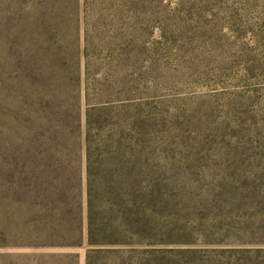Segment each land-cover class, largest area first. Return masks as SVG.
<instances>
[{"label": "rangeland", "instance_id": "obj_1", "mask_svg": "<svg viewBox=\"0 0 264 264\" xmlns=\"http://www.w3.org/2000/svg\"><path fill=\"white\" fill-rule=\"evenodd\" d=\"M124 3L0 0V125H26L20 81L38 57L88 45L90 78L109 76L129 110L106 128L130 125L126 148H95L93 174L127 185L137 209L145 200L159 235L171 222L153 264H264V0ZM85 125L83 105L82 136ZM81 164L86 185L84 151ZM16 253L28 251L0 250V264Z\"/></svg>", "mask_w": 264, "mask_h": 264}, {"label": "trees", "instance_id": "obj_2", "mask_svg": "<svg viewBox=\"0 0 264 264\" xmlns=\"http://www.w3.org/2000/svg\"><path fill=\"white\" fill-rule=\"evenodd\" d=\"M49 50L37 58L33 73L21 77L22 94L30 93L21 107L26 125L17 133L11 130L14 121L5 119L9 128L0 125V250L28 251L5 254L4 262L80 264L75 250L83 249L84 264H153L161 251L151 246L164 244L171 222L166 220L160 235L156 233L159 222L149 204L143 200L141 207L146 209H137L136 196L127 185L100 184L91 167L95 148L112 142L119 150L126 148L129 122L106 127L112 115L125 119L127 103L108 86L109 76L90 78L88 45L80 55L60 42ZM83 105L84 136L80 133ZM98 123L105 141L97 144L94 126ZM135 211L143 215L135 216Z\"/></svg>", "mask_w": 264, "mask_h": 264}, {"label": "crops", "instance_id": "obj_3", "mask_svg": "<svg viewBox=\"0 0 264 264\" xmlns=\"http://www.w3.org/2000/svg\"><path fill=\"white\" fill-rule=\"evenodd\" d=\"M53 252L64 253V252H67V251H64V250H56V251H53Z\"/></svg>", "mask_w": 264, "mask_h": 264}]
</instances>
